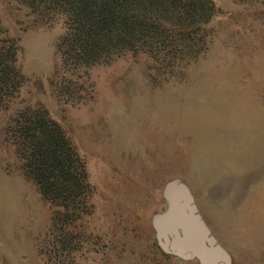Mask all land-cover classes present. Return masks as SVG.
<instances>
[{
  "label": "rangeland",
  "instance_id": "obj_1",
  "mask_svg": "<svg viewBox=\"0 0 264 264\" xmlns=\"http://www.w3.org/2000/svg\"><path fill=\"white\" fill-rule=\"evenodd\" d=\"M135 1L85 52L48 0H0V264H264V0ZM35 109L85 170L68 205L18 149Z\"/></svg>",
  "mask_w": 264,
  "mask_h": 264
},
{
  "label": "trees",
  "instance_id": "obj_2",
  "mask_svg": "<svg viewBox=\"0 0 264 264\" xmlns=\"http://www.w3.org/2000/svg\"><path fill=\"white\" fill-rule=\"evenodd\" d=\"M48 2L64 12L71 22H76V30L82 35L80 36L82 39L74 40L73 37L78 34L75 30L70 33L72 38L64 39L65 42L69 40L67 44L70 51L73 49V43L78 41L77 50L85 52L95 51L94 42L104 35L107 25H113L119 19L127 25L130 18L128 12L124 13L123 9L129 4L136 3L135 0H48ZM151 2L152 0H139V23ZM179 2L182 5L180 14L183 18L188 17L194 6H197V11L202 9V1L199 0ZM8 69L13 71L15 68L13 64L8 63L6 54L0 48V75H4ZM0 81L8 85L5 79L0 78ZM23 116L24 121L19 130L22 141L19 142L18 149L20 152L22 149L26 151V156L23 157L26 158L25 165L29 168L27 174L39 184L45 196L62 200L65 198L64 202L68 205L82 186L84 168L75 157L73 158L69 148L70 141L59 124L48 117L45 111L28 110Z\"/></svg>",
  "mask_w": 264,
  "mask_h": 264
},
{
  "label": "water",
  "instance_id": "obj_3",
  "mask_svg": "<svg viewBox=\"0 0 264 264\" xmlns=\"http://www.w3.org/2000/svg\"><path fill=\"white\" fill-rule=\"evenodd\" d=\"M178 209H181V210L178 212L177 216H174V215L170 216V223L172 224V227H174V228L179 227L183 222L184 223L187 222V220H184L186 218H183V216H185L184 213H183V207L182 208H178ZM173 212H175V210ZM188 221L190 222V224L192 226L195 227L196 232L200 236V242L197 243V241H195V243H194L193 241H191L192 235L190 234V232L187 229L185 231V240L184 241H187L189 243H186V244L183 243V244L185 246H188L187 248L189 250L192 248V249L201 251V252H203L205 254H212L215 257H219L220 259L224 260L225 259L224 253H222L220 251H216V252L212 253L213 252V248H211V247L208 248L205 245V243L203 242L204 240H206L209 243V245H213L214 244V239L212 237L206 238V236H205L206 235V231H205L203 225L200 222L197 221V217L196 216H192L191 218L188 219ZM186 233H188V234H186ZM165 240L166 241L168 240L167 236H165ZM220 264H223V263H220Z\"/></svg>",
  "mask_w": 264,
  "mask_h": 264
}]
</instances>
